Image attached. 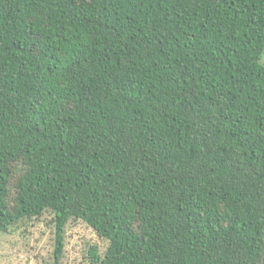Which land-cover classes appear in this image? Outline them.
<instances>
[{"label":"trees","instance_id":"trees-1","mask_svg":"<svg viewBox=\"0 0 264 264\" xmlns=\"http://www.w3.org/2000/svg\"><path fill=\"white\" fill-rule=\"evenodd\" d=\"M264 0H0V231L55 262L264 264Z\"/></svg>","mask_w":264,"mask_h":264},{"label":"rangeland","instance_id":"rangeland-1","mask_svg":"<svg viewBox=\"0 0 264 264\" xmlns=\"http://www.w3.org/2000/svg\"><path fill=\"white\" fill-rule=\"evenodd\" d=\"M261 62L264 64V55ZM66 235L65 257L59 264H89L87 243L105 245L83 221L71 222ZM54 250V225L49 214L22 224L14 233L0 231V264H56Z\"/></svg>","mask_w":264,"mask_h":264}]
</instances>
